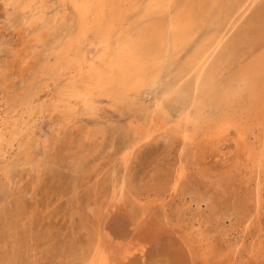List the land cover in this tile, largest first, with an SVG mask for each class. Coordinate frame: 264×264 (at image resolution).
Masks as SVG:
<instances>
[{"label":"rangeland","instance_id":"1","mask_svg":"<svg viewBox=\"0 0 264 264\" xmlns=\"http://www.w3.org/2000/svg\"><path fill=\"white\" fill-rule=\"evenodd\" d=\"M77 1L0 0V264H264V0Z\"/></svg>","mask_w":264,"mask_h":264},{"label":"bare ground","instance_id":"2","mask_svg":"<svg viewBox=\"0 0 264 264\" xmlns=\"http://www.w3.org/2000/svg\"><path fill=\"white\" fill-rule=\"evenodd\" d=\"M66 1L67 0H64V3H66ZM188 5L192 6L191 4H188ZM158 6H161V3H159ZM76 7L82 12V15L84 16V20H86L85 15L88 13L89 8L86 6V3L84 2V0H78L76 2ZM191 11H192V9L188 8L187 11L182 12L179 15V17L177 18V20L174 21V24L172 25L174 37H175V47L176 48L180 44H182L184 41H186L187 38H189L191 35V29L197 20L196 17L192 15ZM261 13H262V11H261ZM258 19H259V17H258ZM165 39H166V34L161 32L160 29H158L155 26H149V27L145 28V31L142 33L141 40H139L136 44H134V43L132 44L133 55L135 57L134 71H135V74L139 75V76H137V78L138 77H146L148 69L151 66L150 65L151 61L149 60V58L154 56V54H158V53L162 52V50H163L162 47L165 44ZM140 47H142L144 49V53H142V54L138 53V51L135 50L136 48H140ZM19 51H20V53L18 56L19 57L18 63L20 64L21 67H24L28 63V59H29L27 56V53H26L28 50H26V52H25L23 49H20ZM203 63H204V61H203ZM111 66L112 67L110 70H104V69L102 70L103 75L108 76L109 79L110 78L113 79L115 77V78L124 80L125 76L121 72H117L114 69L115 65L112 64ZM184 68L182 69L179 76L177 77V81H176L177 83H182L185 79H188L189 77H191V74H193V72L195 71L194 66H191V65L186 66L185 70H184ZM197 68H199V67H197ZM200 69L201 68L196 69V71H198ZM197 74H199V73L197 72ZM137 78H136V80H137ZM128 160H129V158H127V161Z\"/></svg>","mask_w":264,"mask_h":264}]
</instances>
